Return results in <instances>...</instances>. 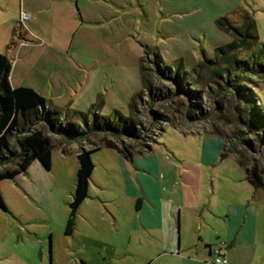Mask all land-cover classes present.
Instances as JSON below:
<instances>
[{"label":"rangeland","instance_id":"374dc122","mask_svg":"<svg viewBox=\"0 0 264 264\" xmlns=\"http://www.w3.org/2000/svg\"><path fill=\"white\" fill-rule=\"evenodd\" d=\"M241 10L252 14L255 30L251 32L264 49V0H76L69 6L10 0L6 12L11 29L7 26L9 36L6 42L0 39V49L11 50V40L19 36L25 41L14 55L8 51L13 61L10 85L32 87L45 97L46 107L63 110L61 123L72 121L82 128L85 124L81 116L70 117L66 109L89 110L88 122L94 111L101 117H112L113 110H119L134 121L140 138L119 141L104 132L89 133L69 145V140L48 133L44 123L34 125L52 138L51 168L33 185V194L23 190L15 177L0 181V264H137L134 259H123L125 242L107 215L102 214L104 219L97 227L89 228L90 234L76 235L86 262L78 260V252L72 247L74 238L64 235L78 167L75 152L80 146L89 149L112 140L118 150L127 148L136 154L160 139L169 140L173 128L185 133L224 135L227 144L241 149L243 138L255 140L248 132L240 136L245 128L230 104L232 95L219 91L225 76L212 74L225 68L227 56L247 59L257 48L252 39L223 31L217 24L221 17H228L244 34ZM234 40L238 47L233 52L216 51ZM261 61L264 63V55ZM176 71L183 77V88L198 92L196 98L177 90L166 77ZM242 79L239 82L249 80L246 84L255 94L250 105L258 104L264 113V74ZM191 101L200 102L202 115L196 111L193 116L192 110L188 115ZM97 102L93 110L92 104ZM25 134L10 135L12 151H19L17 138ZM253 142L255 151H245L244 156L248 165L257 166L263 184L254 194L261 199L256 205L261 211L258 227L262 231L256 262L264 264V142ZM183 151L191 155L186 147ZM17 165L15 158L0 164V171ZM218 167L219 191L224 195L229 188L227 179H245L234 155L221 158ZM243 184L235 183L236 196L248 193V183Z\"/></svg>","mask_w":264,"mask_h":264},{"label":"crops","instance_id":"0c3cea01","mask_svg":"<svg viewBox=\"0 0 264 264\" xmlns=\"http://www.w3.org/2000/svg\"><path fill=\"white\" fill-rule=\"evenodd\" d=\"M33 1L64 6L76 2ZM9 3L10 0H0L2 42H6L11 29L6 12ZM24 42L20 36L15 38L8 51L14 55ZM8 51L0 49L12 63ZM69 141L71 145L72 140ZM223 142L219 135L185 133L173 128L169 140L160 139L146 151L128 158L115 149L99 146L91 155L94 167L89 177L88 196L78 208L72 233H64L74 238L72 247L78 252V260L86 262L75 240L77 233L90 234L89 228L97 227L107 215L125 242L126 252L122 256L125 255L126 262L134 259L137 264H208L210 260L214 264L219 249L226 264H257L262 243L257 201L261 199L256 198L244 178L227 179L230 189L226 195L220 193L218 166ZM185 147L190 150V156L184 153ZM47 162L48 166L35 159L22 172L26 176L22 173L15 176L23 190L33 194V185L51 168V152ZM243 182L249 185L248 193L236 196L238 189L234 185H244Z\"/></svg>","mask_w":264,"mask_h":264},{"label":"trees","instance_id":"16d2710c","mask_svg":"<svg viewBox=\"0 0 264 264\" xmlns=\"http://www.w3.org/2000/svg\"><path fill=\"white\" fill-rule=\"evenodd\" d=\"M240 18L243 20L241 29L245 30L244 34L240 31V28L231 24L230 18L228 17H221L218 19L217 24L223 31H233L252 39L257 48L250 53L247 59H240L235 55L227 56L225 68L213 71L212 74L221 78L225 76L222 78L223 86H221L219 91H226L232 95V102L230 104L235 111L234 114L236 115L238 123L245 128V131H240V136L245 134V132L255 136V140L243 138L241 142L244 147L241 149L237 148L235 144H227L225 140L226 137L222 135L225 142L220 157L223 159L229 155L235 156V160L244 169L246 181L252 186L255 193L258 189L263 187V184L257 172V166L255 164H253L252 167L248 165L250 162L245 159L246 156H244V153L245 151H255L256 146L253 141H256V143L258 141L257 145L264 142V113L257 106L258 104L256 105L255 103L252 104V106L250 105L252 101H255V94L252 88H248L246 84L249 80H244V82H239V80H243V77L247 78L251 75L264 74V63L261 61L264 55V49L263 44H257V35L251 32L255 30V22L252 14L247 10H241ZM14 34L15 32L13 30V36ZM10 43H13V40H11ZM237 47L238 45L234 40L222 47L216 48V51L224 54L233 52ZM11 67L12 63L10 59L4 53H0V164H5L15 158L18 159V165L16 167L0 171V181L4 179H13L18 174L25 172L27 167L35 159H40L44 165L48 166V156L53 147L52 138L48 133L58 135L65 140L81 139L87 137L89 133L99 134L102 132L110 134L119 141L124 137L133 140H138L140 138V133L136 131L137 127L134 121L128 116H124L116 109L113 110L112 117H101V115H98L97 112L94 111L93 117L92 119L90 118L89 122V110L84 112L66 109L67 112L65 114L70 115V117L76 115L81 116L85 126L82 128L72 121L61 123L59 117H61L63 112L62 109L58 107H46L45 97L32 87L23 85L12 87L10 85L9 74ZM160 72L165 76V74H163L164 71ZM166 77L175 84L177 90L184 91L190 97H197L198 92L196 90H189L182 87L183 77L179 72L176 71V73L172 75L167 74ZM147 90H150V86H148ZM190 103L191 105H189V107H191V109H188V115L191 110L193 111V116L196 115V111L201 113L200 102L191 101ZM220 103L221 102H219L218 105H220ZM97 105L98 102L92 104L93 110H95ZM200 115H202V113ZM116 118H119V120ZM38 123H44L48 133L33 127ZM215 131L218 132L217 130ZM22 132H26V134L20 139L17 138L19 151H12L10 148V135ZM257 135H259L258 138L256 137ZM101 146L115 149L127 158L133 154V152L127 148L118 150L117 145L112 140H106L104 145ZM99 148V146H96L87 149L80 146L77 151L76 157L78 160V167L76 170L74 190L71 195V200L68 202L69 212L64 227V233L66 235L72 233L78 208L88 196L89 177L94 167L91 155ZM146 149H148V146L138 149L137 153L143 150L146 151Z\"/></svg>","mask_w":264,"mask_h":264},{"label":"built area","instance_id":"2783aa9c","mask_svg":"<svg viewBox=\"0 0 264 264\" xmlns=\"http://www.w3.org/2000/svg\"><path fill=\"white\" fill-rule=\"evenodd\" d=\"M217 255L214 258V264H226V259L223 255H221V251L217 249Z\"/></svg>","mask_w":264,"mask_h":264}]
</instances>
